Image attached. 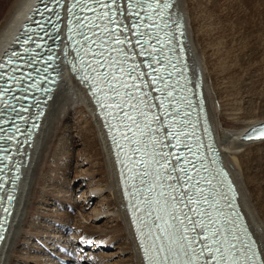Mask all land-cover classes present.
<instances>
[{"label":"snow or ice","instance_id":"obj_1","mask_svg":"<svg viewBox=\"0 0 264 264\" xmlns=\"http://www.w3.org/2000/svg\"><path fill=\"white\" fill-rule=\"evenodd\" d=\"M173 4L174 0H74L69 11L79 7L84 13L78 17V34L83 38L78 52H83L81 64L87 69L81 78L91 80L107 115L117 121L111 127L119 140L113 135V141L125 166L121 175L128 173L125 182L131 191L126 187L125 194L131 198L147 264H264L255 242L237 223L239 215L229 218L231 213L224 211L232 207L235 197L223 188L234 189L205 163L198 140L192 143L196 135L193 104L182 94L184 89H178L179 81L172 79L177 73L184 75L177 68L181 58L172 55L178 51L177 44L183 51L180 38L184 37L180 25L179 36L170 29ZM42 40L33 41L37 48ZM29 41L32 37L24 43ZM24 52L32 54L35 49ZM36 56L30 55L26 63L33 65ZM12 57L22 59L10 53L6 64L0 63V70L7 68L0 71V79L15 85L32 78L14 65ZM37 87L35 81L29 85ZM12 90L0 84V115L12 107L4 100ZM20 110L27 111L23 105ZM6 122L0 120V124ZM259 135L264 137V127ZM10 159L0 156V161Z\"/></svg>","mask_w":264,"mask_h":264},{"label":"bare ground","instance_id":"obj_2","mask_svg":"<svg viewBox=\"0 0 264 264\" xmlns=\"http://www.w3.org/2000/svg\"><path fill=\"white\" fill-rule=\"evenodd\" d=\"M34 1L0 0V62L3 55L14 43L13 40L17 34L15 36L12 35H14L16 30L18 31L22 20L26 16V10L34 4ZM254 1H260L264 7V0ZM231 3L232 0H178L177 14H179V19L186 25L188 34L191 36L190 40L192 39L195 47L194 50L191 49L190 51L193 67L198 66L202 69L206 84H208L206 88L207 90L209 89L210 94L207 92V102L216 128L219 144L223 149L224 163L238 186L240 202L245 210L251 228L260 241L261 250L264 255V140L254 142L242 139V135L246 130L264 121V116L262 117L261 114V117L252 116V118L248 119H244L245 117H243V121L238 123L241 121L238 118V114H241V112L239 113L238 111L243 108L239 106V101L235 99V96L243 86V78L250 72L251 65H243V62L246 60L242 61L244 55H241V53L245 54L246 57L247 46L246 43L244 44L242 43L243 41L238 40L240 36H243L242 33L238 31L239 29H236L237 27H230L231 25L229 26L227 23L231 7H233ZM182 10L187 11V13L185 12L187 23L185 22L186 17ZM240 24L242 25V22ZM237 34L239 37H237ZM194 52H196V56ZM259 59V64L263 63L261 57ZM61 67L64 70L63 66ZM207 67L209 71L211 69L213 72V76L210 74L211 72L209 73L213 81L212 84L209 82V76L206 78L205 75ZM261 91L264 92V89ZM216 102L221 105V114L218 113V109L215 107ZM73 110L81 112L80 118L82 115L83 117L85 116L83 120L79 119L77 122L76 136L85 143L84 145L88 150L93 152V157L96 160L94 167L98 172L99 170L102 172V177L98 180L99 182L93 183L91 181L89 186H91L90 188L93 191L110 188L111 192H109L108 197L110 196L111 198L109 205H106L110 206L111 210L108 212L116 213L118 216L120 214V217L123 216L127 225L126 230L128 231V235H130L128 240H125L128 247L123 243L124 246L121 247V250L129 249L133 254L132 257H128L131 264L135 263L133 261L134 258L137 260L136 264H145L140 247L126 215L125 200L121 192L116 167V157L112 155L102 123L86 94V88L74 78H70L66 70L64 71V79L59 83L53 100L49 102L40 131L36 136L31 159L26 167L25 177L22 180L16 211L3 243L0 264H12V257L16 252V246L27 224L33 196L38 192L37 185L45 184L48 180L44 177V172L42 173L44 171L43 165L47 163L50 157H53V154L49 155L48 151L54 139L61 134ZM227 112L229 113L227 114ZM244 114H247V112H243L242 115ZM80 123L84 124L79 126ZM88 172L89 174L91 173V171ZM88 200L90 203L93 198ZM96 211L99 213L101 210L95 208L94 212ZM83 228L85 229V233L82 236L93 238L98 243L119 239L121 234L116 232L119 230L123 231L120 220L116 223V226H111V231H108V233H103L105 231L98 230L99 228L97 227L98 229H96L95 226L89 227L85 225ZM82 236L80 234L79 238L83 240ZM77 241L79 242L78 239ZM89 241L86 240L85 243L81 242L78 246L82 249L84 248V244H89Z\"/></svg>","mask_w":264,"mask_h":264},{"label":"rangeland","instance_id":"obj_3","mask_svg":"<svg viewBox=\"0 0 264 264\" xmlns=\"http://www.w3.org/2000/svg\"><path fill=\"white\" fill-rule=\"evenodd\" d=\"M231 4L233 7L230 8L227 23L229 26L231 25L230 27H237L236 29H239L238 31L242 33L243 36L239 37V32L236 36L239 37L238 40L243 41L242 43H246L247 46L246 57L245 54L241 53V55H244L242 61L246 60L243 65H251L250 72L243 78L240 93L238 92L235 96V99L239 101V106L243 108L238 111L241 114L237 115L241 120L238 122L240 123L243 121V117L248 119L252 116H264V98L261 100L264 97V92L261 91L264 89V7L260 1L256 2L254 0H232ZM179 10L181 9L179 8ZM182 11L187 23V11ZM240 22H242V25ZM190 38L191 36H189V43L192 50H194L195 47ZM194 55L196 56V52H194ZM260 57L263 60L261 64H259ZM209 73L213 76L212 70L209 71L207 67L206 78L207 76L210 78ZM209 82L212 84L211 78ZM207 86L208 84H206ZM206 91L210 94L209 89L206 88ZM215 104L218 113H220L221 105L218 102ZM243 112H247V114L242 115ZM80 114L81 112L78 110L71 112L62 130L63 132L61 131V134L54 139L53 144L50 146L48 154H53V157H50L51 159H48L46 165H43L44 171H42L44 177L48 180L45 184L37 185L38 192L33 196L27 224L16 246L12 264H52L49 254L43 249L44 244L54 248L60 243H66L71 245V249H74L76 247L80 248L79 243H85L86 240H92L93 242L91 245L84 244V248L81 250L82 253L79 256V258L82 256L81 263L75 262L74 264H131L128 257H132L133 254L129 249L121 250L124 245L128 247L126 241L130 237L126 230V222L123 216L120 217V214L118 216L116 213L108 212L111 210L110 206H107L111 198L108 197L109 192H111L110 188L93 191L89 186L91 181L93 183L99 182L102 172L100 170L98 172L94 167L96 160L93 157V152L88 150L84 145L85 143L76 136L77 122L79 119L83 120L85 118L83 115L80 118ZM83 124L80 123L79 126ZM230 125L232 126V124ZM87 171H91L92 174L87 173ZM90 198H93V200L89 203L88 199ZM68 203L74 206V212L68 210ZM95 208L101 211L99 213L98 211L94 212ZM119 220L123 229L122 232L121 230L116 232L121 234L119 239L98 243L92 238L82 236L85 233L83 228L85 225L95 226L96 229L99 228L98 230L105 231L103 233H108V231H111V226H116ZM67 226L73 227V234H67ZM80 234L83 240L79 238ZM133 261L134 264L137 263L135 258Z\"/></svg>","mask_w":264,"mask_h":264}]
</instances>
